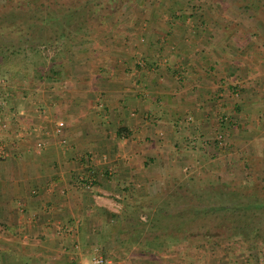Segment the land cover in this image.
Instances as JSON below:
<instances>
[{
    "label": "crops",
    "instance_id": "1",
    "mask_svg": "<svg viewBox=\"0 0 264 264\" xmlns=\"http://www.w3.org/2000/svg\"><path fill=\"white\" fill-rule=\"evenodd\" d=\"M169 22L135 27L97 59L70 50L60 78L0 99V264H89L93 253L108 264H264L262 242L144 243L126 225L181 184L180 170L198 172L225 89L219 40L206 29L183 40Z\"/></svg>",
    "mask_w": 264,
    "mask_h": 264
},
{
    "label": "rangeland",
    "instance_id": "2",
    "mask_svg": "<svg viewBox=\"0 0 264 264\" xmlns=\"http://www.w3.org/2000/svg\"><path fill=\"white\" fill-rule=\"evenodd\" d=\"M30 1L42 2V5L49 1L50 9L57 11L62 10L57 3L64 0ZM81 2L83 0H78V12L74 15L81 18L83 14L84 23L88 26L89 18L93 17L88 9L91 4ZM42 5L41 8L47 7ZM97 7L100 8L99 4ZM46 11L49 13V8ZM60 13L62 17L67 15L65 11ZM169 21H178L177 34L183 40H194L193 35L201 34L204 29L210 38L219 40L213 49L218 54L222 51L217 58L222 62L223 71H227L219 76L225 91L217 94L211 105V138L205 140L208 151L204 149L199 156L203 165L198 172L188 166L180 170L175 175L176 181L185 185L198 181L201 187L206 188L211 179L214 188L223 182L245 193L249 191L247 189L264 188V0H132L123 7L115 6L94 22L91 20L93 26L88 28L91 33L87 34V39L80 41L76 38L69 45L61 37L54 47L48 46L43 50L44 53L52 51L50 55L25 50L23 59L26 63L20 70L0 67V99L9 95L10 91L13 94L10 87L15 92L19 86L28 88V91L29 87L46 81L48 76L53 77L54 74L60 78L59 67L73 57L70 50L94 53L97 59L101 53H107L106 50L98 52L103 45L107 46L114 40L121 41L123 35L131 33L135 27L140 30L142 26H147L149 33H155L161 28L167 30ZM165 60L166 56L159 59L162 63ZM141 61L147 59L142 55L134 57L135 65L140 66ZM152 65L157 66V62ZM55 82L59 84L60 80ZM246 197L249 196L243 197L238 193V198ZM226 241H242L254 246L264 243V235L254 240L230 238Z\"/></svg>",
    "mask_w": 264,
    "mask_h": 264
},
{
    "label": "trees",
    "instance_id": "3",
    "mask_svg": "<svg viewBox=\"0 0 264 264\" xmlns=\"http://www.w3.org/2000/svg\"><path fill=\"white\" fill-rule=\"evenodd\" d=\"M86 1L85 5L91 4L88 9L93 15L88 26L83 14L81 18L74 15L78 12V0L59 1L57 4L62 10L57 11L50 9L49 1L42 5L30 0H0V67L20 70L26 63L25 50L46 56L43 50L54 47L61 37L69 45L76 38L87 39V34L91 33L88 28L93 26L91 20L94 22L102 13L115 6L123 7L132 0H83ZM41 5L47 7L41 8ZM61 11L67 15L62 17ZM225 185L221 182L214 188L210 183L204 188L192 183L178 184L161 195L153 208L147 207L144 219H139L138 209H135L126 225L129 230L132 228L134 238L144 243L169 239L220 242L263 236L264 188L247 189L245 193L238 192L232 185L225 188ZM238 193L249 197L238 198Z\"/></svg>",
    "mask_w": 264,
    "mask_h": 264
},
{
    "label": "built area",
    "instance_id": "4",
    "mask_svg": "<svg viewBox=\"0 0 264 264\" xmlns=\"http://www.w3.org/2000/svg\"><path fill=\"white\" fill-rule=\"evenodd\" d=\"M162 60H164V58ZM62 124H63V121L61 119L56 120L55 131H58ZM36 144L40 145V142L37 141ZM84 185L85 187H88L89 183H85ZM89 264H108V260L101 254L93 253L89 256Z\"/></svg>",
    "mask_w": 264,
    "mask_h": 264
}]
</instances>
